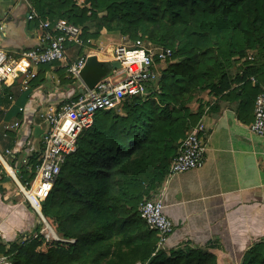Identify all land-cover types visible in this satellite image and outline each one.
<instances>
[{
    "label": "trees",
    "instance_id": "1",
    "mask_svg": "<svg viewBox=\"0 0 264 264\" xmlns=\"http://www.w3.org/2000/svg\"><path fill=\"white\" fill-rule=\"evenodd\" d=\"M30 1L38 17L29 22L34 27L38 19H64L81 27L80 37L90 48L86 40L98 32L88 30L103 10L107 31L116 29L130 40L167 47L174 62L162 74L157 98L126 99L119 106L123 114L114 108L95 113L92 126L79 135L75 152L66 158L40 205L57 239H45L40 222L34 235L10 245L5 254L11 264H213L207 253L188 246L168 248L166 256L157 248L156 232L143 228L147 226L138 206L161 188L179 141L199 121L203 104L198 103L196 111L187 106L194 95L239 98L240 119L252 122L254 100L264 89V0ZM255 45L262 57L246 59L231 75L226 69L231 58L240 60ZM93 54L100 60L109 58ZM58 65L53 61L38 66L30 87L44 83L45 72ZM56 72L61 88L73 84L64 67ZM11 95L8 86H1L0 107ZM18 156L8 161L13 169ZM37 161L35 152L28 159L31 172L19 166L21 183L34 177ZM241 264H264V239L243 252Z\"/></svg>",
    "mask_w": 264,
    "mask_h": 264
},
{
    "label": "crops",
    "instance_id": "2",
    "mask_svg": "<svg viewBox=\"0 0 264 264\" xmlns=\"http://www.w3.org/2000/svg\"><path fill=\"white\" fill-rule=\"evenodd\" d=\"M26 12L27 6L21 0H0V50L17 52L37 43L39 30L26 20ZM56 69L58 66L50 67L44 74V83L36 88L20 91L16 84L9 87L12 97L5 108L0 107V118L19 119L23 132L15 138L1 139L6 144L3 150L12 149L22 156L38 149L44 126L37 122L32 127L35 108L70 96L71 89L79 85L73 81L61 88ZM254 83L255 79L251 84ZM200 97L202 104L205 102L199 118L206 129L205 163L201 169L165 179L157 194L163 213L174 226L166 248L191 241L199 249H214L217 245L213 240H231L246 250L254 241L264 239V138L249 131L250 121L240 119L239 98L220 99L206 92ZM196 110L197 106L193 111ZM33 130L39 133L36 139L32 137ZM2 173L0 170V230L2 247L8 250L12 243L34 235L39 222L35 224L37 213L28 202L23 206L25 200L20 198L18 186ZM23 227L34 229L27 235L22 233L23 239L18 241Z\"/></svg>",
    "mask_w": 264,
    "mask_h": 264
},
{
    "label": "built area",
    "instance_id": "3",
    "mask_svg": "<svg viewBox=\"0 0 264 264\" xmlns=\"http://www.w3.org/2000/svg\"><path fill=\"white\" fill-rule=\"evenodd\" d=\"M21 1L27 6L26 20L37 19L32 4L28 0ZM38 21L39 36L35 45L17 52L0 50V88L16 84L20 91H28L38 66L53 61L59 63L58 68L64 67L67 77L79 85L71 89L70 96L52 101L44 107L42 104V107L35 108L31 123H42L44 130L36 150L38 161L34 166V177L31 179L33 183L26 181L25 184H21L13 174L15 169L8 167L6 162L8 159L15 158L17 154L15 150L5 149L0 152V162L11 169V177L19 191L44 222L46 233L42 234L48 240L57 239V236L43 218L40 205L51 192L66 158L75 152L79 135L92 126L96 112L115 109L124 100L141 96L145 88L156 79L162 64L170 59L171 50L147 40H130L120 36L118 42L107 52L101 48L91 51L83 44L80 37L81 27L62 19L52 22L39 19ZM86 44L91 45L90 39L86 40ZM69 46L83 47V53L73 61H69L66 56ZM94 52L105 53L109 58L101 61L108 64L116 61L119 67L110 69L92 89H88L80 80L79 72L87 56L96 55L93 54ZM249 79L254 82L253 77ZM11 97H8L9 100ZM18 110L22 112L23 108L19 107ZM248 129L252 134L264 138V89L254 100L253 120ZM22 132L23 127L19 119L5 121L0 118V139L7 140L10 134H13L15 138ZM205 134L206 129L201 120L185 132L169 162L165 179L203 167L206 159ZM29 156L30 154H25L17 157L19 158L17 165L24 166L27 172L32 171L28 164ZM28 186L32 188L27 189ZM138 213L147 228L156 232L157 248H165L174 226L163 213L160 197L155 195L151 199L143 200L138 206ZM0 246H3L1 230ZM6 251L7 248L0 251V264H11L5 254Z\"/></svg>",
    "mask_w": 264,
    "mask_h": 264
},
{
    "label": "rangeland",
    "instance_id": "4",
    "mask_svg": "<svg viewBox=\"0 0 264 264\" xmlns=\"http://www.w3.org/2000/svg\"><path fill=\"white\" fill-rule=\"evenodd\" d=\"M75 3H76V6L77 7L81 8L82 5L80 4V2H75ZM89 14L90 13H88L87 15H89ZM103 15H105V12L103 10L98 11L97 18H96V20H95V22L93 24V27H90L89 30H88L89 34H94L95 32L96 33L98 32L97 33V36L95 38L94 37H91L90 38V44H91L90 45V49H91V51L97 50V48H101L105 52H107L108 50H110L118 42V40H119V38L121 36L120 32L118 30H116V29L115 30H111V31H107L104 28L103 22L101 20V16H103ZM62 20H64V19H62ZM112 24H115V23L113 22ZM240 48L244 49V45H241ZM261 52H262V50L259 47H257V45H255L253 47V49H247V51H245V53H244V57L241 58L240 60H236V56L232 57L231 58V61H230V65L226 68L227 71L231 75L232 74H235L238 71V67L240 66V64L243 61H245L246 59H248L250 61H252L253 59H255V60L256 59H259L263 55V54H261ZM81 53H83V47H79V46H69L68 49L66 50V56H67V58H68L69 61H73ZM103 54H105V53H103ZM172 60L173 59H171V57H170V59L165 64H162L161 68L158 70V74H157L156 79L153 82H151L145 88L143 94L141 96H139L140 99L147 100L150 97H151L150 99L157 98V95H159L161 93V78H162V74L168 68L169 64H171L172 62H174V60L173 61ZM209 79L210 80H213L214 79V76L211 75V77H209ZM206 94H207V92H206ZM200 96H198L197 94L194 95V98L191 99V101H188L187 102V106L190 109L194 110V108H196V106H197L198 103H200V102L202 103V100L203 99H201ZM185 102H186V100H185ZM204 103L205 102L203 101V105H204ZM5 107L6 106H2V108H5ZM115 110L119 114H123L124 113L120 107L115 108ZM0 112H1V110H0ZM32 127H36V124H33ZM36 131L37 130H33V135H32V137L35 138V139L38 137V134H39ZM5 145L6 144L0 139V152H3V147ZM8 161H9V159H8ZM0 165L3 166V164L1 162H0ZM14 167H15V173L13 172V174L18 179V181L21 183V181H20V176L21 175L20 174H22V172L20 171V167L17 164H15ZM2 168H4V167H2ZM3 170L4 171L1 170V172H3L2 175L3 174L6 175L4 177H6L8 180H10V182H12V184L14 186H17L16 182L11 177L12 172L10 173L8 170H6V168H4ZM29 181L32 182V180H29ZM21 184H23V183H21ZM30 188H32V187L31 186H28L27 187V189H30ZM17 190L19 191L18 188H17ZM160 191H161V188L158 189V191L156 192L155 195H157L158 193H160ZM22 196L23 195H21L20 198H24V196L23 197ZM24 200L25 201H22V203H23V206L26 207L27 206V203H26L27 201H26L25 198H24ZM30 208H31V206H30ZM36 217H37V219L35 221V224L38 223V222L39 223L42 222V224H43L42 229H40V233H46V227H45L44 222L42 221V219L38 215ZM33 227H31L30 229L23 227L22 228V232L21 233L19 232L20 235L18 237L19 238L18 241H20L21 239H23V237L21 235L22 233H24V235H27L29 232H31L32 229H34ZM143 228H147V227H144L143 226ZM68 241L72 243L73 242V239H69ZM20 242H22V241H20ZM213 243L215 245H217V246H215L214 249H208V248L199 249V246L196 245L195 243L191 242V241H189V242H182L179 245L174 246L173 248H174V250H180V249H185V247L188 246V247L194 248L196 250L197 249L198 250H201L202 252L207 253L209 256H211L213 264H241L243 251L246 248L245 246H243V247H241V246L237 247L236 244H235V241H231V240H230V242L224 241L223 243L219 242L218 240H213ZM168 248H163V250L166 251L165 252L166 256H169L170 255V252H168V250H169ZM210 261H211V259H210ZM137 263H139V262H137ZM146 263H148V262H146Z\"/></svg>",
    "mask_w": 264,
    "mask_h": 264
},
{
    "label": "water",
    "instance_id": "5",
    "mask_svg": "<svg viewBox=\"0 0 264 264\" xmlns=\"http://www.w3.org/2000/svg\"><path fill=\"white\" fill-rule=\"evenodd\" d=\"M118 67L119 64L116 61L108 64L99 60L96 55H89L87 56L85 63L79 72V77L88 89H92L93 86L101 78H103L110 69H116Z\"/></svg>",
    "mask_w": 264,
    "mask_h": 264
},
{
    "label": "bare ground",
    "instance_id": "6",
    "mask_svg": "<svg viewBox=\"0 0 264 264\" xmlns=\"http://www.w3.org/2000/svg\"><path fill=\"white\" fill-rule=\"evenodd\" d=\"M8 169V168H7ZM8 171L11 173V171L8 169Z\"/></svg>",
    "mask_w": 264,
    "mask_h": 264
}]
</instances>
